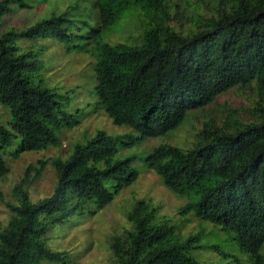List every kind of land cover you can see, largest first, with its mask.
<instances>
[{"label":"trees","instance_id":"trees-1","mask_svg":"<svg viewBox=\"0 0 264 264\" xmlns=\"http://www.w3.org/2000/svg\"><path fill=\"white\" fill-rule=\"evenodd\" d=\"M180 1L190 0H96L100 24L87 34H76V22L65 12L23 30L0 31V103L9 111L8 124L0 119V180L10 172L9 155L59 145L60 130L79 123L56 89L37 78L38 53L21 51V38L85 39L73 45L78 49L94 43L97 104L116 124L136 131L130 136L140 142L166 139L194 109L206 110L231 89H248L255 97L250 118L234 110L223 125L208 121L191 147L165 141L145 161L168 188L190 198L183 212L193 211L228 233L250 262L219 243L202 244L201 231L182 238L144 199L127 213L132 226L113 237L111 251L113 264H213L201 260L197 249L220 253L227 258L221 264H264V0H194L206 3L207 11L187 15L194 23L190 33L173 22L185 15ZM14 3L29 7L25 0H0V25ZM136 12L145 25L141 39L115 44L104 39ZM120 137L99 129L77 142L68 157L53 158L57 182L53 193L37 202L30 188L49 160L27 165L14 188L18 200L7 202L10 217L0 223V264L66 261L64 252L47 243L53 227L93 204L108 205L140 176L132 158H116Z\"/></svg>","mask_w":264,"mask_h":264},{"label":"rangeland","instance_id":"rangeland-1","mask_svg":"<svg viewBox=\"0 0 264 264\" xmlns=\"http://www.w3.org/2000/svg\"><path fill=\"white\" fill-rule=\"evenodd\" d=\"M29 7L13 4L11 13L2 17L0 31L7 28L23 30L37 21L51 16L53 13H66L75 20L73 30L76 34H87L92 26L100 24V17L96 7V0H25ZM179 2V0H174ZM180 10H185L173 21L178 29L192 32L194 23L189 22L188 14L193 11L205 13L207 4L203 6L194 0L180 1ZM139 12L122 19L121 24L105 32L104 39L115 44L118 42H135L141 39L145 25L139 22ZM141 17V16H140ZM84 20L90 25H85ZM69 23V22H68ZM75 24V23H74ZM85 42V39L59 41L51 37L28 40L21 38L17 41L21 51L33 49L38 53L40 61L36 70L38 79L43 84L54 87L59 93V100L64 109L79 120L73 128L63 127L58 136L59 145H51L39 151L24 152L20 156L9 155L10 172L0 180V223H7L10 210L7 202L16 203L18 197L14 188L24 175L29 163H36L38 159L49 160L42 176L30 188L31 199L34 202L53 193L57 182L56 169L51 160L57 156L68 157L77 142H84L91 138L99 129H104L114 136H121L116 158H132L133 165L139 170L137 181L124 187L115 194L114 200L104 207L93 204L84 213L72 216L65 223L53 227L47 235L48 245L55 251L65 253V262H47L46 264H113L111 241L114 236L123 234L132 224L127 213L137 200L152 201L156 208L157 219H168L182 238L190 234L203 232L202 244L219 243L226 251L240 256L245 262L250 257L242 252L228 233L216 228L212 223L203 221L193 211L183 212L184 206L190 198L175 193L168 188L161 176L147 167L145 158L153 147L163 142L191 147L196 140V133L213 120L223 125L224 119L235 110L244 118H250V108L255 101L254 94L248 89H231L221 95L217 102L208 106L206 110L194 109L186 123L168 138H149L143 142L137 140V132L128 125H118L97 104L98 94L95 88L96 51L94 43L85 49L75 48L73 45ZM69 46H72L69 49ZM226 104V106H225ZM228 108V109H227ZM225 110V111H224ZM235 113V114H236ZM1 122L8 124L9 111L0 103ZM132 135V136H130ZM18 145L13 147L16 150ZM196 255L213 264L227 261L220 253L211 249H197ZM264 254V246L262 249Z\"/></svg>","mask_w":264,"mask_h":264}]
</instances>
